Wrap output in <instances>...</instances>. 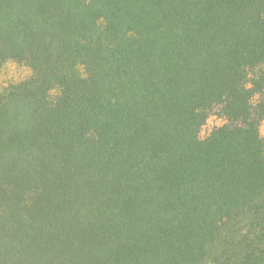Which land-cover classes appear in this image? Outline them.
Segmentation results:
<instances>
[{"label":"trees","instance_id":"obj_1","mask_svg":"<svg viewBox=\"0 0 264 264\" xmlns=\"http://www.w3.org/2000/svg\"><path fill=\"white\" fill-rule=\"evenodd\" d=\"M9 60L0 264H264V0H0Z\"/></svg>","mask_w":264,"mask_h":264},{"label":"rangeland","instance_id":"obj_2","mask_svg":"<svg viewBox=\"0 0 264 264\" xmlns=\"http://www.w3.org/2000/svg\"><path fill=\"white\" fill-rule=\"evenodd\" d=\"M29 74L30 70L25 65L12 60L5 62L0 69V89L26 78ZM222 123H224L222 117L218 114H210L201 128L200 136L204 137L213 127L219 126ZM260 131L264 133V122L260 125Z\"/></svg>","mask_w":264,"mask_h":264}]
</instances>
